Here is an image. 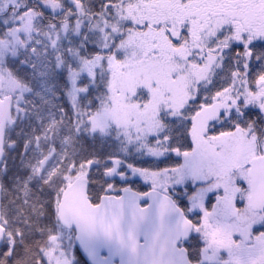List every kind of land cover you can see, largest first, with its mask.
I'll return each instance as SVG.
<instances>
[{"label": "snow or ice", "instance_id": "6c2138e0", "mask_svg": "<svg viewBox=\"0 0 264 264\" xmlns=\"http://www.w3.org/2000/svg\"><path fill=\"white\" fill-rule=\"evenodd\" d=\"M257 192L264 0H0V264H264Z\"/></svg>", "mask_w": 264, "mask_h": 264}, {"label": "water", "instance_id": "95a60500", "mask_svg": "<svg viewBox=\"0 0 264 264\" xmlns=\"http://www.w3.org/2000/svg\"><path fill=\"white\" fill-rule=\"evenodd\" d=\"M257 198H260L261 196H264V192H257ZM75 207V206H74ZM69 211H72V210H74V208H70V209H68Z\"/></svg>", "mask_w": 264, "mask_h": 264}, {"label": "rangeland", "instance_id": "374dc122", "mask_svg": "<svg viewBox=\"0 0 264 264\" xmlns=\"http://www.w3.org/2000/svg\"><path fill=\"white\" fill-rule=\"evenodd\" d=\"M226 255V254H225Z\"/></svg>", "mask_w": 264, "mask_h": 264}]
</instances>
